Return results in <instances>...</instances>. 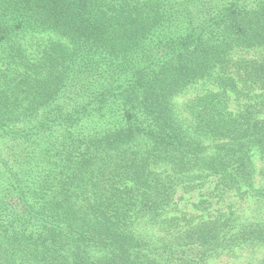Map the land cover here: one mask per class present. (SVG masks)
Listing matches in <instances>:
<instances>
[{"label": "trees", "instance_id": "obj_1", "mask_svg": "<svg viewBox=\"0 0 264 264\" xmlns=\"http://www.w3.org/2000/svg\"><path fill=\"white\" fill-rule=\"evenodd\" d=\"M0 264H264V0H0Z\"/></svg>", "mask_w": 264, "mask_h": 264}]
</instances>
